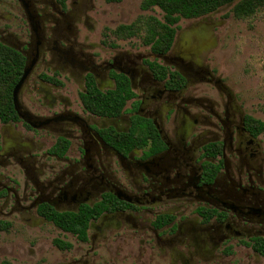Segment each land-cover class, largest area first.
I'll return each mask as SVG.
<instances>
[{
    "label": "flooded vegetation",
    "instance_id": "1",
    "mask_svg": "<svg viewBox=\"0 0 264 264\" xmlns=\"http://www.w3.org/2000/svg\"><path fill=\"white\" fill-rule=\"evenodd\" d=\"M146 1L0 0V264H264V135L207 56L242 0L166 51L116 33Z\"/></svg>",
    "mask_w": 264,
    "mask_h": 264
},
{
    "label": "rangeland",
    "instance_id": "2",
    "mask_svg": "<svg viewBox=\"0 0 264 264\" xmlns=\"http://www.w3.org/2000/svg\"><path fill=\"white\" fill-rule=\"evenodd\" d=\"M142 0H123L107 9L108 18L118 23H130L142 12ZM158 14V13H156ZM236 19L230 9L214 18L215 28L208 32V61L222 72L233 89L237 101L253 118L264 122V16ZM179 25H186L184 20Z\"/></svg>",
    "mask_w": 264,
    "mask_h": 264
},
{
    "label": "trees",
    "instance_id": "3",
    "mask_svg": "<svg viewBox=\"0 0 264 264\" xmlns=\"http://www.w3.org/2000/svg\"><path fill=\"white\" fill-rule=\"evenodd\" d=\"M233 0H147L145 5L157 6L163 12V23L153 18L141 24L121 26L116 33L125 36L145 35L146 43L155 42L162 51L169 49L174 25L180 17L196 18L216 10L221 5L230 3ZM235 17L239 19H253L259 13L264 16V0H242L233 9ZM248 120L257 127L259 133L264 135V122L248 117ZM55 220V218H53ZM57 225L62 226L63 222L56 218ZM75 223V222H71Z\"/></svg>",
    "mask_w": 264,
    "mask_h": 264
}]
</instances>
